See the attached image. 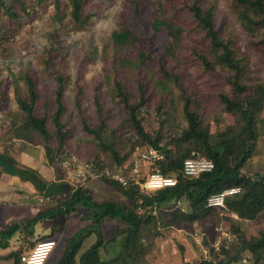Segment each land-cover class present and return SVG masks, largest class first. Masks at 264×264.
I'll use <instances>...</instances> for the list:
<instances>
[{"label": "rangeland", "instance_id": "1", "mask_svg": "<svg viewBox=\"0 0 264 264\" xmlns=\"http://www.w3.org/2000/svg\"><path fill=\"white\" fill-rule=\"evenodd\" d=\"M81 1L88 18L81 27H75L71 21L66 0L58 3L4 0L5 6L16 14L12 18L0 7V96L7 94L8 100L7 109L0 113V149L24 148L27 153L35 146L43 148L41 136L25 123L23 126L24 114L18 105L20 101L29 103L26 85L29 79L36 93L33 115L47 118L51 133L48 145L57 146L50 116L56 110L54 102L59 85L55 78L59 76L63 105L60 120L66 138L52 168L58 172L61 183L72 188L81 186L93 202L107 201L128 208L127 197L108 181L121 177L129 183L127 187L133 183L139 188L156 165L142 161L140 154L147 146L138 140L129 125L115 83L129 96L130 105L136 107L145 132L160 139V147L172 149V140L185 130V103L214 136L236 124L235 118L222 110L219 101L220 94L230 93L229 75L219 68L207 71L197 60L195 52L207 55L208 44L188 7L196 2L201 7L213 8L215 29L231 42L234 55L244 67L242 81L248 86H264L263 29L256 36H249L231 14L230 0ZM156 20L169 21L179 28V39L172 41L163 28L154 30L152 23ZM119 30H129L136 41L122 48L114 46L110 36ZM259 118L264 119V110ZM241 172L264 177L261 124L252 156ZM56 198L42 197L43 202L36 199L33 208L24 210V220L53 207ZM180 203L173 208L186 210V204ZM135 211L146 214L147 210L140 207ZM89 214L90 210L81 208L68 216L37 223L30 238L15 234L7 247L0 249V264H14L10 254H24L43 238L55 241L44 264H57L67 243L77 233L81 244L75 264L79 254L95 243L98 235L105 243L101 257H113L120 238L117 233L124 224L102 221L96 225ZM153 214L156 223H150L144 230L141 241L144 253L135 264H201L205 259L192 234H203V243L210 249L217 238L214 230L217 227L233 235L229 249L236 243L232 230L237 217L223 209L191 224L172 222L165 209L154 210ZM8 224L0 221V230H5ZM239 225L246 238L260 237L264 235V214L254 221H240ZM222 249L213 250L211 255L209 250L207 260L211 257L215 264L218 261L239 264L232 259L233 251L223 255Z\"/></svg>", "mask_w": 264, "mask_h": 264}, {"label": "trees", "instance_id": "2", "mask_svg": "<svg viewBox=\"0 0 264 264\" xmlns=\"http://www.w3.org/2000/svg\"><path fill=\"white\" fill-rule=\"evenodd\" d=\"M59 1L55 0L56 3ZM66 1L68 15L74 26L85 25L88 18L83 12L82 1ZM230 2L231 14L240 27L251 37L256 36L258 30L263 29L262 42H264V0H230ZM0 7L5 10L8 17L16 16L12 9L5 6L4 0H0ZM188 11L204 32L208 44L207 55L195 52L197 60L207 71L219 68L229 75L230 93L220 94L219 101L222 110L233 116L236 124L213 136L198 115L191 111L189 105L185 103L183 107L185 130L172 140V149L160 147V139H154L145 132L140 119L137 118L136 107L130 105L129 96L123 94V88L116 82L115 88L118 96L121 97L129 125L138 140L147 148L162 151L164 159L155 164L156 168L163 176L173 177L176 181L175 185L151 193H142L133 183L129 187H123L115 180L108 181L109 185L127 197L129 207L125 208L107 201L96 203L81 186L72 188L68 184L59 182L47 184L35 170L20 168L13 158L0 154V169L4 173L31 183L43 198L57 197L53 207L39 211L31 219L13 222L5 230L0 231V248H6L8 240L17 233L25 238L32 237L37 223L68 216L82 208L90 210L91 215H89L96 225L102 221H118L124 224V228L117 233V237L120 238L116 243L113 257L109 259L101 257V250L105 247V243L98 235L96 242L79 254L78 264H135L144 253L141 243L144 230L150 223H156V218L153 216L154 210H168L172 222L183 221L191 224L198 222L204 216L215 214L216 210L206 207V201L211 195L228 187H239L240 194L226 198L224 202L223 210L236 216L237 220L233 221L232 230L236 235V243L229 251L222 249L223 255L233 251L232 259L239 261L242 253H248L253 264H264V235L246 238L241 233L239 225L240 221H254L264 214V177L249 176L241 172L247 160L252 156L254 144L258 138V124L262 125L264 134V119L259 118L264 110V86L260 84L248 86L242 81L244 67L240 63L241 60L234 55L231 42L226 41L215 29L213 8L201 7L196 2H192ZM152 28L156 31L163 28L167 37L174 42L180 37V29L169 21L156 20L152 23ZM110 41L114 46L122 48L135 42L136 38L129 30H119L111 34ZM55 80L59 86L54 102L56 110L51 114L50 120L55 127L56 147L48 145L51 133L47 129V118L33 115L36 93L30 79L26 82L29 103L18 102L24 114L23 126L25 123L32 132L41 136L44 142V157L51 167L56 163V153L63 148L66 138L60 120L63 111L62 79L56 76ZM0 105H2L0 113H3L8 107L7 94L0 96ZM110 151L115 155L112 150ZM192 152L198 154L199 157L211 160L213 169L197 178L183 176L181 172L183 160L189 158ZM105 181L107 182L106 179ZM177 201L185 203L186 210L174 209ZM140 207L146 208V214H138L135 211ZM45 239L50 238L41 240ZM80 244V234L77 233L67 243L57 264H75ZM209 250L210 255L213 254L211 247L208 248ZM21 255L19 252H14L9 255V258L14 264H20ZM213 262V258L210 257L201 264H213ZM216 264L224 263L218 261Z\"/></svg>", "mask_w": 264, "mask_h": 264}, {"label": "built area", "instance_id": "3", "mask_svg": "<svg viewBox=\"0 0 264 264\" xmlns=\"http://www.w3.org/2000/svg\"><path fill=\"white\" fill-rule=\"evenodd\" d=\"M1 117V115H0ZM140 157L142 161L148 162L155 165L157 162L164 159V154L160 149L147 148L144 150ZM213 169V162L207 158L199 157L198 154L192 152L190 157L183 160L182 163V175L188 178H197L203 173L210 172ZM123 186H128L129 183L123 180L121 177L115 178ZM176 183L173 177H165L156 168L153 169L152 173L147 176L146 180L140 185L139 190L142 193H151L158 189L174 186ZM241 190L239 187H228L223 189L221 192L211 195L206 201V207L212 210H222L224 209V202L226 198L236 196L240 194ZM48 198H45L47 200ZM44 200L41 198L40 202ZM180 201L176 202V206H179ZM217 233V238L210 245V247L218 252L223 248L224 250H229V246L233 241V235L225 232L222 228L217 227L214 229ZM203 234L194 232L192 238L195 244L201 248L202 255L205 260H207L208 247L203 243ZM55 247V241L52 239H45L37 242L28 252L20 256V264H44L48 256ZM213 264H215L213 262ZM239 264H253L250 255L248 253H242Z\"/></svg>", "mask_w": 264, "mask_h": 264}, {"label": "crops", "instance_id": "4", "mask_svg": "<svg viewBox=\"0 0 264 264\" xmlns=\"http://www.w3.org/2000/svg\"><path fill=\"white\" fill-rule=\"evenodd\" d=\"M0 154L13 158L20 168L35 170L47 184L61 183L58 172L48 165L44 150L40 146L29 149L27 153H24V148L16 151L2 147ZM40 197L42 198L31 183L21 181L18 177L6 174L0 169V221L11 224L24 220V210L33 208L36 199L40 202Z\"/></svg>", "mask_w": 264, "mask_h": 264}]
</instances>
